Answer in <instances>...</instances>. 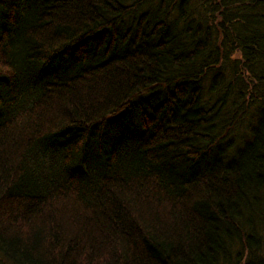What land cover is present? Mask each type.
<instances>
[{
  "label": "trees",
  "instance_id": "16d2710c",
  "mask_svg": "<svg viewBox=\"0 0 264 264\" xmlns=\"http://www.w3.org/2000/svg\"><path fill=\"white\" fill-rule=\"evenodd\" d=\"M0 253L264 264V0H0Z\"/></svg>",
  "mask_w": 264,
  "mask_h": 264
},
{
  "label": "rangeland",
  "instance_id": "374dc122",
  "mask_svg": "<svg viewBox=\"0 0 264 264\" xmlns=\"http://www.w3.org/2000/svg\"><path fill=\"white\" fill-rule=\"evenodd\" d=\"M63 61L57 63V64H61ZM54 69V71L56 72H60L62 71L63 67L61 68L59 65H54L53 67H51ZM50 69V68H49ZM49 69H47L46 71L42 72V75H45ZM0 264H12L8 259H6L5 257H3V255L0 253Z\"/></svg>",
  "mask_w": 264,
  "mask_h": 264
}]
</instances>
